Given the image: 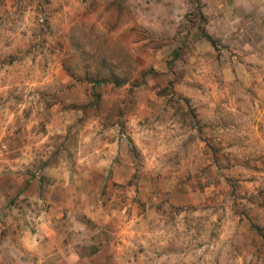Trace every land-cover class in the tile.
Listing matches in <instances>:
<instances>
[{"label": "rangeland", "instance_id": "1", "mask_svg": "<svg viewBox=\"0 0 264 264\" xmlns=\"http://www.w3.org/2000/svg\"><path fill=\"white\" fill-rule=\"evenodd\" d=\"M59 204L83 257L264 264V0H0V264Z\"/></svg>", "mask_w": 264, "mask_h": 264}, {"label": "crops", "instance_id": "2", "mask_svg": "<svg viewBox=\"0 0 264 264\" xmlns=\"http://www.w3.org/2000/svg\"><path fill=\"white\" fill-rule=\"evenodd\" d=\"M53 208L56 211L46 213L35 233L18 237L15 246H11L14 255L7 257L4 264H115L110 248L99 249L88 257L78 255L74 246L66 243V233L55 227L64 217L63 204Z\"/></svg>", "mask_w": 264, "mask_h": 264}]
</instances>
